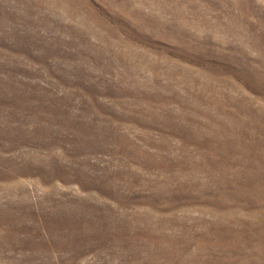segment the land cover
Returning <instances> with one entry per match:
<instances>
[{
    "label": "rangeland",
    "instance_id": "374dc122",
    "mask_svg": "<svg viewBox=\"0 0 264 264\" xmlns=\"http://www.w3.org/2000/svg\"><path fill=\"white\" fill-rule=\"evenodd\" d=\"M0 264H264V0H0Z\"/></svg>",
    "mask_w": 264,
    "mask_h": 264
}]
</instances>
